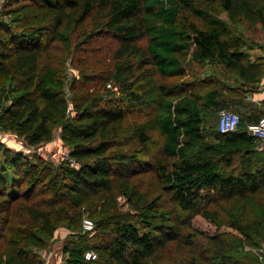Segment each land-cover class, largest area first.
I'll return each mask as SVG.
<instances>
[{
  "label": "trees",
  "instance_id": "1",
  "mask_svg": "<svg viewBox=\"0 0 264 264\" xmlns=\"http://www.w3.org/2000/svg\"><path fill=\"white\" fill-rule=\"evenodd\" d=\"M8 5L12 22L0 20V89L4 82L10 88L8 95L0 93L1 105L9 98L0 128L38 145L59 127L74 165L67 160L53 168L1 147L2 170L16 176L9 181L0 173V227L7 232L0 264H41L32 247L45 245L63 208L73 211L65 213L73 222L78 207L101 193L112 197L114 190L115 204L94 222L104 237L68 242L65 264H163L159 256L168 245H192L196 236L213 249L204 257L214 264H264L244 252L245 243L264 244V153L247 131L264 113L246 100L260 90L264 59L250 61L246 40L230 25H264V0H10ZM86 24L89 36L110 34L119 44L104 80L114 83L102 92L73 95L70 108L62 67L46 57L52 42L69 45L75 26ZM194 64L234 72L239 84L199 80ZM188 72L190 77L171 86L156 82L186 78ZM132 107L155 108V114L128 121ZM222 109L239 112L235 130L219 131ZM151 128L162 137L157 150ZM144 172L155 175L170 204L148 197L132 181ZM222 200L235 201L232 211L215 209ZM246 208L250 217L243 216ZM197 216L217 231L197 229ZM89 251L95 262L85 258Z\"/></svg>",
  "mask_w": 264,
  "mask_h": 264
},
{
  "label": "rangeland",
  "instance_id": "2",
  "mask_svg": "<svg viewBox=\"0 0 264 264\" xmlns=\"http://www.w3.org/2000/svg\"><path fill=\"white\" fill-rule=\"evenodd\" d=\"M8 2H10V0H0V20L12 22V16L9 13V9L17 3L14 1L10 6L8 5ZM221 17L227 19V16L224 13H221ZM230 25L235 32L241 34L244 37V40H246L245 51L248 54L249 60L255 61L262 59V52L264 50V25L251 26L245 21H237L235 23H230ZM88 32L89 27L87 24L85 26L83 25V27L75 26L70 33V44L63 46L57 41L55 46V43L52 42L49 56L46 57V59H49L52 62H59L62 67L63 76L65 77V94L70 108L72 107L73 95L76 96L77 94L86 91L98 90L102 92L106 88H109L107 84L104 85V80L112 68L114 51L119 46L118 42L110 34H101L99 36L91 37L88 35ZM139 43L143 46L145 44V39L140 40ZM193 69L196 70L199 80L204 78L207 80L208 78L215 77L223 86L228 85L235 87L239 84V79L234 72L226 71L213 64H205L201 67L194 64ZM188 77H190L189 72L187 73L186 78L166 80L157 78L156 82L171 86L172 84H175L176 81L182 82ZM107 82L110 85H113L114 83L112 80ZM4 83V86L2 85L0 89V93L8 95L7 90L10 88V84L7 82ZM196 88L203 89L204 86L202 84ZM259 89L260 90L257 93L264 90L263 83L260 84ZM255 95L256 93L248 94L246 100L257 106L260 112H262L261 114H263L264 104L261 103L262 99L257 101L258 97H254ZM2 103V108L8 105L9 98H5ZM154 114L155 108L140 110L139 108L132 107V110L127 115V120L143 122L152 118ZM218 117L219 112L217 114V118ZM149 136L152 142H154V147L157 150L161 145L162 137L155 128L150 129ZM1 147L21 151L26 157L31 159L36 156L53 168L67 160L70 165L74 163L68 158V146L61 139L59 127H55L53 137L49 142H43L38 145H28L22 137L14 132L0 128V173H3V176L10 181L16 176V174L13 172L7 173L2 170ZM257 149L264 153V142L257 140ZM132 181L137 184V187L141 191L146 192L148 197H158L161 202L170 204L168 195L162 189L152 172L137 174ZM14 190H18L17 187H14ZM262 194H264V191H262ZM116 195L117 191L115 190L112 193V197L106 193H101L85 205L78 207V213L77 216L74 217L73 222H70V219L65 215L66 212L71 215L73 214V211L63 208L62 220L56 225L52 236L45 240V245L41 248L32 247V251L39 256L41 264H65V258L67 255L64 253V246L71 240L85 238L98 241L102 239L104 237L103 233L100 232L98 234L94 228V222L111 210L116 199L113 197H117ZM118 201L119 206L125 208V199L122 196L118 198ZM232 202L234 203L235 201L222 200L215 204L216 208H214L220 209V212L224 213L223 210H231L228 208L233 205ZM243 206L244 205L240 206L241 212ZM244 210L243 216L250 217V210L248 208ZM19 214V222H21V226H24L27 222V217L23 212ZM193 225L197 229L208 234H214L217 231L214 224L199 216L194 219ZM224 230L230 232L228 227H221L219 229V231ZM6 238L7 232L0 227V250L4 247L7 240ZM256 244L257 245L245 243L244 252L256 255L259 260L264 262V244L259 240ZM212 250L213 249L209 246L207 241L196 236L194 237V243L192 245H186L183 243H173L168 245L167 249L160 253L159 261L163 264H180L184 262L185 264H190L191 261H194L197 264H214L216 261L212 258L206 259V257H204V254H208L212 252ZM91 259L94 262L96 261V258H90V260ZM148 261L151 262V259H148ZM97 264L106 263L97 262Z\"/></svg>",
  "mask_w": 264,
  "mask_h": 264
},
{
  "label": "built area",
  "instance_id": "3",
  "mask_svg": "<svg viewBox=\"0 0 264 264\" xmlns=\"http://www.w3.org/2000/svg\"><path fill=\"white\" fill-rule=\"evenodd\" d=\"M262 56L264 59V50L262 52ZM264 84V76L262 80ZM108 87L111 85L108 83ZM115 88V87H114ZM2 106L0 104V114H1ZM239 123V115L238 113L228 110V109H222L219 112V117H218V129L220 132H229L233 131L237 128ZM247 131L248 133L259 140L260 142H264V114L261 115L256 121L251 122L247 125ZM95 253L94 252H86L85 258L90 259V258H95Z\"/></svg>",
  "mask_w": 264,
  "mask_h": 264
},
{
  "label": "crops",
  "instance_id": "4",
  "mask_svg": "<svg viewBox=\"0 0 264 264\" xmlns=\"http://www.w3.org/2000/svg\"><path fill=\"white\" fill-rule=\"evenodd\" d=\"M256 96L258 97L257 98V101L263 99L264 98V90L263 91H260L259 93H256V95L254 97H256Z\"/></svg>",
  "mask_w": 264,
  "mask_h": 264
}]
</instances>
